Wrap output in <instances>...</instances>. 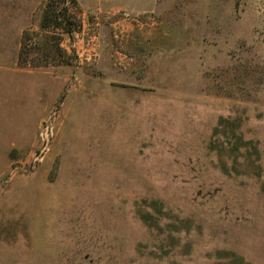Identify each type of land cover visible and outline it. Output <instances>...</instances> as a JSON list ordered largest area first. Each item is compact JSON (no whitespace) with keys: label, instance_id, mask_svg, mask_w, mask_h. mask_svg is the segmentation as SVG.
Returning a JSON list of instances; mask_svg holds the SVG:
<instances>
[{"label":"rangeland","instance_id":"374dc122","mask_svg":"<svg viewBox=\"0 0 264 264\" xmlns=\"http://www.w3.org/2000/svg\"><path fill=\"white\" fill-rule=\"evenodd\" d=\"M0 264H264V0H0Z\"/></svg>","mask_w":264,"mask_h":264},{"label":"crops","instance_id":"0c3cea01","mask_svg":"<svg viewBox=\"0 0 264 264\" xmlns=\"http://www.w3.org/2000/svg\"><path fill=\"white\" fill-rule=\"evenodd\" d=\"M122 9L119 8L117 12L120 13ZM85 19V16H83ZM149 20V21H146ZM158 21L154 19H129L125 16L113 18V21L106 26L101 22L90 23L84 20V31L82 34L72 37V49L79 56L90 55L92 52H105L109 47H114V43L119 42L122 45L123 42H128L130 39L135 40L138 36V40L141 48L152 47L155 45L157 35L159 34ZM110 28V29H108ZM111 41L110 42V33ZM70 40V39H69ZM154 49V47H153Z\"/></svg>","mask_w":264,"mask_h":264},{"label":"water","instance_id":"95a60500","mask_svg":"<svg viewBox=\"0 0 264 264\" xmlns=\"http://www.w3.org/2000/svg\"><path fill=\"white\" fill-rule=\"evenodd\" d=\"M46 134H47V136L49 135V128L47 129Z\"/></svg>","mask_w":264,"mask_h":264},{"label":"trees","instance_id":"16d2710c","mask_svg":"<svg viewBox=\"0 0 264 264\" xmlns=\"http://www.w3.org/2000/svg\"><path fill=\"white\" fill-rule=\"evenodd\" d=\"M69 34H71L72 32L68 31ZM72 36V35H71Z\"/></svg>","mask_w":264,"mask_h":264}]
</instances>
